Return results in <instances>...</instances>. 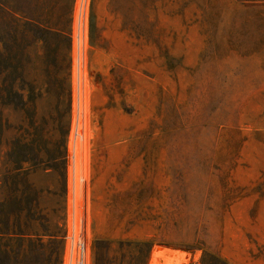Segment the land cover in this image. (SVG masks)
Wrapping results in <instances>:
<instances>
[{
	"label": "rangeland",
	"instance_id": "374dc122",
	"mask_svg": "<svg viewBox=\"0 0 264 264\" xmlns=\"http://www.w3.org/2000/svg\"><path fill=\"white\" fill-rule=\"evenodd\" d=\"M71 4L0 0V264L62 262ZM89 39L92 155L114 109L141 156L90 264H264V0H92Z\"/></svg>",
	"mask_w": 264,
	"mask_h": 264
},
{
	"label": "built area",
	"instance_id": "2783aa9c",
	"mask_svg": "<svg viewBox=\"0 0 264 264\" xmlns=\"http://www.w3.org/2000/svg\"><path fill=\"white\" fill-rule=\"evenodd\" d=\"M92 0H72L69 39V114L65 142V194L61 264H90L92 80L88 55Z\"/></svg>",
	"mask_w": 264,
	"mask_h": 264
},
{
	"label": "crops",
	"instance_id": "0c3cea01",
	"mask_svg": "<svg viewBox=\"0 0 264 264\" xmlns=\"http://www.w3.org/2000/svg\"><path fill=\"white\" fill-rule=\"evenodd\" d=\"M122 118L124 115L114 109L107 110L102 118L100 140L107 134L113 140L100 142L92 155V195L95 200L109 201L114 196L127 195L129 186H134L135 165L141 161V156L136 157L134 147L127 143L128 130L120 124Z\"/></svg>",
	"mask_w": 264,
	"mask_h": 264
},
{
	"label": "trees",
	"instance_id": "16d2710c",
	"mask_svg": "<svg viewBox=\"0 0 264 264\" xmlns=\"http://www.w3.org/2000/svg\"><path fill=\"white\" fill-rule=\"evenodd\" d=\"M95 249V264H103L102 262H101V260H100V258L98 257V255H97V246L96 247H94ZM150 249H151V247L150 248H148V252L150 251ZM206 257H207V255L206 254H204V256L202 257V259H201V264H206L207 262H206ZM145 262V261H144ZM138 264H144L143 262H141V263H138Z\"/></svg>",
	"mask_w": 264,
	"mask_h": 264
},
{
	"label": "bare ground",
	"instance_id": "6f19581e",
	"mask_svg": "<svg viewBox=\"0 0 264 264\" xmlns=\"http://www.w3.org/2000/svg\"><path fill=\"white\" fill-rule=\"evenodd\" d=\"M162 253H164L163 251H162ZM161 255V252L160 253H157V254H154V256H153V260H155L156 259V257H158V256H160ZM163 255V254H162ZM155 262V261H154Z\"/></svg>",
	"mask_w": 264,
	"mask_h": 264
}]
</instances>
